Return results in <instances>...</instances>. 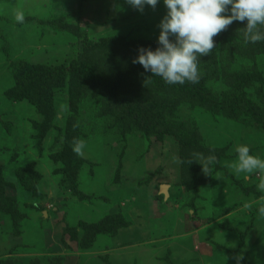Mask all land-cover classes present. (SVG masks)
Listing matches in <instances>:
<instances>
[{"label": "rangeland", "instance_id": "obj_1", "mask_svg": "<svg viewBox=\"0 0 264 264\" xmlns=\"http://www.w3.org/2000/svg\"><path fill=\"white\" fill-rule=\"evenodd\" d=\"M0 264H264V0H0Z\"/></svg>", "mask_w": 264, "mask_h": 264}, {"label": "trees", "instance_id": "obj_2", "mask_svg": "<svg viewBox=\"0 0 264 264\" xmlns=\"http://www.w3.org/2000/svg\"><path fill=\"white\" fill-rule=\"evenodd\" d=\"M164 59H165L166 63H168V56L167 55L164 56ZM50 72H51L50 73V78H51L52 82H57L58 81V84H59V82H60V84H62L61 82L63 80L64 81L68 80L69 82L72 81L73 82L72 86L68 88V91H70L71 93H72V90H74L73 88L76 87V86H73L74 83H76L75 81H80L81 82V85H82L81 87L82 88L81 87L80 88L84 91V93L88 92V91H91V89L94 86V83L97 82V79H100L102 81V82L96 83V85L101 90L103 89L104 81H105V85H107V84L109 85L110 84L112 86H114V83H116V84L121 83V79L120 78L118 79L116 77V75L110 76V80L106 76V78H104V80H103L101 78V76L99 77L100 74L95 73V71H91L90 68L88 66H86V63L84 62V60L82 62L75 63L65 73H64V71H61V70H50ZM91 78H97L96 82L88 84L89 79H91ZM200 80L195 76V78L191 81V85L188 84L185 87V88H188L187 96H189L191 99H193L195 101H199L203 97L204 93L207 91L206 88L203 87L204 84L206 85V83L204 82L205 79L202 78V80L201 81ZM85 81H88V82L86 84H84ZM127 84H129V83H127ZM135 88H137V87H135ZM82 92H80V93H82ZM111 94L112 95H110V97L116 95L115 91L113 93H111ZM183 94H185V93L183 92ZM72 98H73V100H80L79 99V95H77V94L72 95ZM42 100L46 101L47 105L53 106V103L50 102L49 99H44L43 98ZM226 100H227V98L225 99V102H226ZM195 101H193V102H195ZM232 102H239V101L237 99V100L232 101ZM233 104H235V103H233ZM214 105H215L216 108H218V106H219L218 103H215ZM231 105H232V103H231ZM242 105H243V102L239 103V106H242ZM230 108H231V106H230ZM44 113H45V111H44ZM48 114H49V112L47 111V115ZM129 120H130L129 125L131 127H134V128H139L140 127L143 130V132L146 131V126H147L148 120H146L144 117L139 115V113H137V115L135 117L132 116V119L129 118Z\"/></svg>", "mask_w": 264, "mask_h": 264}, {"label": "water", "instance_id": "obj_3", "mask_svg": "<svg viewBox=\"0 0 264 264\" xmlns=\"http://www.w3.org/2000/svg\"><path fill=\"white\" fill-rule=\"evenodd\" d=\"M167 186H162V188H161V193H163V194H165L166 196H167Z\"/></svg>", "mask_w": 264, "mask_h": 264}]
</instances>
